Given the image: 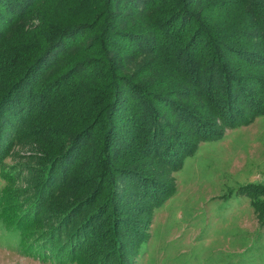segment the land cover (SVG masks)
Returning <instances> with one entry per match:
<instances>
[{"label": "trees", "instance_id": "trees-1", "mask_svg": "<svg viewBox=\"0 0 264 264\" xmlns=\"http://www.w3.org/2000/svg\"><path fill=\"white\" fill-rule=\"evenodd\" d=\"M250 3L264 13V0ZM180 4L178 0H0V179L5 184L0 191V221L20 236L26 254L59 264H135L149 239L146 224L175 192L174 176L169 181L164 176L181 170L199 142L221 139V124L249 125L264 115V89L257 91V97L248 89L254 80L247 69L232 67L228 61L213 65V72L208 67L205 75L200 70L201 63L193 59L196 45L186 42L187 28L198 19L181 8L176 12ZM129 15L149 21L123 23ZM145 31L151 36L143 35ZM200 32L195 40L207 38ZM218 42V48L209 47L202 59L213 60L222 48L229 49ZM259 42L264 46V41H253ZM232 47L228 50L232 56L264 65L262 51ZM142 51L155 56L151 64L155 61L156 73L172 67V61L178 64L190 77L184 76L187 81L204 84L200 93L210 101L217 98L212 91L216 88L219 117L203 114L183 100L184 90L176 95L155 91L140 82L141 77L127 73L132 67L118 66L122 54ZM48 123L59 126L49 129ZM33 124L38 127L32 128ZM188 126L193 134L180 129ZM29 128L38 136L47 163L29 177L33 183L24 190L14 187L22 170L9 167L6 160ZM90 141L93 146L88 147ZM94 147L99 149L94 156L100 161L96 172L103 189L81 186L59 198L70 175L84 162L82 154L90 157ZM123 150L126 156L138 150L139 159L121 158ZM152 156L158 157L157 166L152 160L142 163ZM238 191L250 199L264 226V187ZM141 211L144 217L135 216Z\"/></svg>", "mask_w": 264, "mask_h": 264}, {"label": "rangeland", "instance_id": "rangeland-1", "mask_svg": "<svg viewBox=\"0 0 264 264\" xmlns=\"http://www.w3.org/2000/svg\"><path fill=\"white\" fill-rule=\"evenodd\" d=\"M179 1L184 5L177 6L176 12L181 8L198 19L196 24L191 22V26L187 28L186 34L190 36L186 42L196 45V50L192 51L194 56L192 58L201 63L200 70L205 72L204 75L208 67L213 72V65L230 61L229 64H232V67L247 69L245 73L248 76L251 75L250 77L254 80L248 89L256 92L255 97L259 96L257 91L264 89V65L262 63L255 65L256 63L251 62L252 59L249 61L248 58L232 56V52L228 50L230 47L233 48L232 46L240 45L253 50L258 49L264 53V46L259 45L261 42L258 45L253 43L257 40L264 41V35L259 32L264 31V13L259 14L256 11L258 9L255 10L250 0ZM178 15L179 13L176 14ZM257 19L259 23L256 22ZM181 20L182 17L179 21ZM135 21L145 24L149 19L145 16L138 18L137 15H129L122 22L132 25ZM198 31H201V34L199 33L201 36L206 35L207 38L201 37L195 40ZM143 35L151 36L148 31H145ZM88 38L92 40L94 36ZM87 39L82 40L86 42ZM217 41L218 43L224 42L229 49L222 48L218 57H212L213 60L202 59L209 53L212 46L218 48ZM122 55L123 59L118 66L120 68L132 67L127 73L141 77L140 82L155 91H171L174 95L184 90L185 94L181 97L183 100L188 101L203 114L219 117L217 112L220 93L216 88L212 91L217 98L210 101L206 95L200 93L204 84L199 87L195 86L191 79L187 81L184 77L188 76L187 73L173 61L172 67L165 66L156 73L158 70L154 64L155 61L151 64L155 56L151 55V52L142 51L139 54ZM189 57H191L190 54ZM216 58L221 62L215 61ZM181 65L184 67L187 63ZM179 69L183 74L179 72ZM209 78L210 76H208V81H211ZM206 79L205 76L204 83ZM167 112L173 115L170 109H167ZM246 112L248 113L249 110ZM176 120L179 119L176 118ZM181 123V125L184 124L183 121ZM45 126L50 129L52 126L59 125L48 123ZM35 127H38V124H33L32 128ZM218 127L224 130L221 139L199 142L197 150L185 159L181 170L174 174L168 172L164 176L165 181H169L170 177L174 176L175 192L155 210L149 226L148 223L146 224L149 239L143 244L135 264H264L262 219L250 199L238 191L239 188L252 191L264 187V115L257 117L249 125L227 127L221 124ZM109 129L107 127L105 131ZM180 129L193 134V129L189 126L184 130L182 127ZM51 131L55 132V129L52 128ZM31 132L30 128L26 129L27 134L21 136L6 160L9 167L22 170L21 176L14 182V187L17 189H27L33 183L29 177L47 163L43 154L45 150L37 144L38 136H33ZM136 133V135L139 134L138 131ZM59 143L63 142L60 140ZM49 146L50 144L47 143L46 147ZM91 146H93L92 142L88 147ZM95 148L90 157L88 154H82L84 162L81 163L78 171H73L70 175L69 180L61 189L63 193L59 198L63 195L65 197L72 195L81 186H83L82 189L87 186L93 189L103 187L98 181L99 177L96 172V163L100 161L94 156L99 151ZM137 151L128 153L126 156L123 150L119 156L128 157L127 161H130L129 159L134 161L138 158ZM157 159L158 157L152 156L142 160V163L145 164L148 160H152L157 166L159 164ZM87 177L88 180L85 181ZM116 180L118 181L117 178ZM4 185V181L0 179V191ZM102 189L98 195L103 191ZM55 203L56 200L52 202L49 209ZM130 211L132 215L135 213L133 207ZM135 216L142 217L143 211ZM140 222L142 223L141 220ZM109 231L110 229L106 230V234L107 238L111 239L112 235ZM19 240L20 236L7 231L0 221V264H59L55 259L44 260L34 254H26L22 251Z\"/></svg>", "mask_w": 264, "mask_h": 264}]
</instances>
